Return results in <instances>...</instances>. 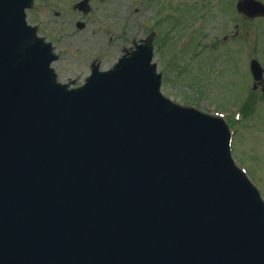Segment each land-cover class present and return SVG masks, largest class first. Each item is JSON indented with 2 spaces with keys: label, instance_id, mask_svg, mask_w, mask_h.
<instances>
[{
  "label": "water",
  "instance_id": "95a60500",
  "mask_svg": "<svg viewBox=\"0 0 264 264\" xmlns=\"http://www.w3.org/2000/svg\"><path fill=\"white\" fill-rule=\"evenodd\" d=\"M32 5L0 0V264H264V201L225 122L162 96L153 36L69 90ZM86 193H109L120 224Z\"/></svg>",
  "mask_w": 264,
  "mask_h": 264
},
{
  "label": "rangeland",
  "instance_id": "374dc122",
  "mask_svg": "<svg viewBox=\"0 0 264 264\" xmlns=\"http://www.w3.org/2000/svg\"><path fill=\"white\" fill-rule=\"evenodd\" d=\"M74 1L77 0H36L35 11L29 12L34 22L43 20L48 24L46 29L54 44L58 38L55 9L68 8L70 5L66 4ZM235 1L93 0L94 9L88 16L87 26L82 31L74 26V30L70 29L76 33L65 46L57 49L61 57L52 66L56 68L60 82L82 85L89 75L91 61L100 59L102 68L111 66L121 55V49L129 46L128 39L134 35H146L155 21L160 20L164 10V16L168 18L163 21L166 25L159 33L163 37L165 32L166 40L172 44H165L166 53V46L159 47L161 43L156 42L154 58L158 70L163 72L162 93L176 102L226 117L232 131L231 146L237 163L251 173L258 171L257 175H263L264 96H255L252 90L253 78L248 63L251 58L264 54V19H243L235 10ZM162 3L165 8L160 11ZM69 13L74 18L64 14L59 20L68 21L71 27L73 20L79 17L77 13ZM152 13L155 15L150 17ZM63 32L66 31L59 33ZM160 48L164 52L159 51ZM260 58L264 63V56ZM170 63L188 65L185 68L188 74L195 72L198 63L201 69L198 75L193 74V83L179 82L171 78ZM244 87L250 89L247 95L241 92ZM242 97L248 100V109L240 108ZM259 183L264 192V177L261 176Z\"/></svg>",
  "mask_w": 264,
  "mask_h": 264
},
{
  "label": "flooded vegetation",
  "instance_id": "af4514ba",
  "mask_svg": "<svg viewBox=\"0 0 264 264\" xmlns=\"http://www.w3.org/2000/svg\"><path fill=\"white\" fill-rule=\"evenodd\" d=\"M33 11H35L34 9L32 10V13H33ZM31 12V11H30ZM32 13L30 14H28V20H29V22H31V23H33V24H37V25H39V32L42 34V35H44V36H46V38H48V39H50V35H49V33H48V31H47V27H48V24H46V22L45 21H43V20H40V21H36V22H34V20H33V17H32ZM48 22V21H47ZM50 24V23H49ZM47 31V32H46Z\"/></svg>",
  "mask_w": 264,
  "mask_h": 264
}]
</instances>
